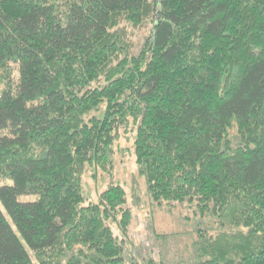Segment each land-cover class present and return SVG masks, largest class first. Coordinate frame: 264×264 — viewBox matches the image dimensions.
<instances>
[{
	"label": "trees",
	"instance_id": "obj_1",
	"mask_svg": "<svg viewBox=\"0 0 264 264\" xmlns=\"http://www.w3.org/2000/svg\"><path fill=\"white\" fill-rule=\"evenodd\" d=\"M0 87V264H165L124 187L84 199L121 134L153 206L218 219L186 264H264V0H0Z\"/></svg>",
	"mask_w": 264,
	"mask_h": 264
},
{
	"label": "rangeland",
	"instance_id": "obj_2",
	"mask_svg": "<svg viewBox=\"0 0 264 264\" xmlns=\"http://www.w3.org/2000/svg\"><path fill=\"white\" fill-rule=\"evenodd\" d=\"M120 28L123 29L126 39L134 50L140 47V43L153 29L152 24L149 23L145 27L132 28L125 25ZM235 132V129L231 130V136L235 135ZM133 142L132 135L121 134L115 147L114 166L109 174L100 169L96 171L87 167L82 175L86 204L96 203L98 195L104 192L110 183L124 187L128 199L127 206L132 210L133 215L128 230L127 252L138 260L186 264L192 244L202 234L213 235L218 231V219L213 215L200 217L195 204L153 206L147 196L145 180L138 175L134 163ZM2 184L3 182H0V185ZM34 198H22V200L31 202ZM32 259L37 264L36 259L34 257Z\"/></svg>",
	"mask_w": 264,
	"mask_h": 264
}]
</instances>
